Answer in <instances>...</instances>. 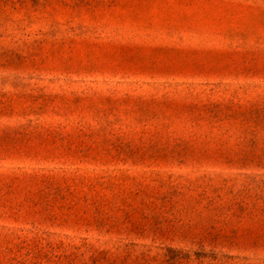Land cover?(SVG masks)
Instances as JSON below:
<instances>
[{"label":"rangeland","instance_id":"1","mask_svg":"<svg viewBox=\"0 0 264 264\" xmlns=\"http://www.w3.org/2000/svg\"><path fill=\"white\" fill-rule=\"evenodd\" d=\"M0 264H264V0H0Z\"/></svg>","mask_w":264,"mask_h":264}]
</instances>
